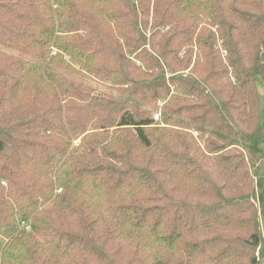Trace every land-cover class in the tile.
<instances>
[{
	"label": "trees",
	"instance_id": "16d2710c",
	"mask_svg": "<svg viewBox=\"0 0 264 264\" xmlns=\"http://www.w3.org/2000/svg\"><path fill=\"white\" fill-rule=\"evenodd\" d=\"M263 161L264 0H0V264H264Z\"/></svg>",
	"mask_w": 264,
	"mask_h": 264
},
{
	"label": "rangeland",
	"instance_id": "374dc122",
	"mask_svg": "<svg viewBox=\"0 0 264 264\" xmlns=\"http://www.w3.org/2000/svg\"><path fill=\"white\" fill-rule=\"evenodd\" d=\"M7 52H8V50H7ZM100 87V89L101 90H106V91H108V92H112V93H116V91L113 89V90H111V89H109V87H107V86H99ZM162 104H160V106H161ZM160 115H161V107H159L157 110H155L154 111V117H155V120H159V118H160ZM194 134H195V136L196 137H199L200 136V134H199V132L197 131V130H191ZM261 171L262 172H264V161L261 163ZM261 224H262V231H263V234H264V215L261 217ZM262 262L264 263V257H263V259H262Z\"/></svg>",
	"mask_w": 264,
	"mask_h": 264
}]
</instances>
